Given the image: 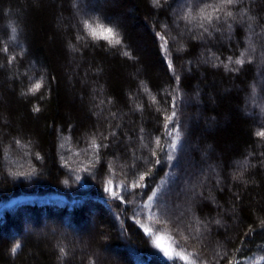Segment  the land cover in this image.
I'll use <instances>...</instances> for the list:
<instances>
[{
    "label": "trees",
    "instance_id": "16d2710c",
    "mask_svg": "<svg viewBox=\"0 0 264 264\" xmlns=\"http://www.w3.org/2000/svg\"><path fill=\"white\" fill-rule=\"evenodd\" d=\"M215 2L0 0V264H70L11 217L41 209L68 253L90 200L130 264H264V0L197 17Z\"/></svg>",
    "mask_w": 264,
    "mask_h": 264
},
{
    "label": "rangeland",
    "instance_id": "374dc122",
    "mask_svg": "<svg viewBox=\"0 0 264 264\" xmlns=\"http://www.w3.org/2000/svg\"><path fill=\"white\" fill-rule=\"evenodd\" d=\"M82 208L86 216L84 221L78 225H74L69 219H66L67 221L65 220V223L68 224L70 229L67 227V229L63 230V233L68 234L71 232L77 244L76 248H72L68 253L66 251L63 260L70 261V264H130L127 257L108 246L107 237L102 233L103 224H100L101 219L104 221L111 212L100 203L92 200L87 201ZM56 214L58 213H55V215ZM45 217L41 209L29 212L24 208H19L11 217V222L16 227H22L23 229L31 227L39 237L42 239L46 237L45 240H48L54 247V250L60 253V248L63 247V245L57 237L56 239L47 237L48 233L53 236L56 229L53 226L45 225ZM83 230L91 232V235H80ZM77 232H79V234H77ZM13 233L14 232H12V234ZM98 233H100L101 236L97 235ZM156 243L160 245V249L169 251V247L163 239L157 238ZM59 253L58 257H60Z\"/></svg>",
    "mask_w": 264,
    "mask_h": 264
},
{
    "label": "snow or ice",
    "instance_id": "6c2138e0",
    "mask_svg": "<svg viewBox=\"0 0 264 264\" xmlns=\"http://www.w3.org/2000/svg\"><path fill=\"white\" fill-rule=\"evenodd\" d=\"M239 2V0H216L215 3H208L206 4L203 8H201L198 13H197V17L199 19L206 20L208 21V23H211L213 18H215L216 20L220 19V16L215 15L218 12L221 11H225L226 16L227 17H231L233 15L232 11H227V8L235 5ZM154 4H159L160 0H153ZM210 9V10H209ZM189 17H191V10H189L188 16L185 17V19H188ZM201 27H203V24L200 25ZM86 28L89 31V34L97 40H105L107 41L109 44L115 46V45H119L121 43V40L119 39V34L117 32H115V30L111 27H107L104 24L101 23H97L95 26H93V24L89 23L86 24ZM161 39H164L163 37H161ZM162 47H164L166 49V42L164 45H162ZM125 55H127V53H125ZM229 63H232L231 58H229ZM235 63L237 64H243L244 60L243 58L238 59L235 61ZM169 67L171 68V64H169ZM42 87V83L37 82L35 83V85L32 87L31 91L33 93L37 92L40 88ZM35 111H39V109H34ZM175 116V113L172 114V117H167L166 119L171 120L173 117ZM258 135H260L261 137H264V131H261L258 133ZM159 141H157L158 143ZM92 146L94 148H99V145H96L95 140L93 139L92 141ZM172 147L174 148L175 145H172ZM141 180L144 179L143 176L140 177ZM109 184H111V181H109ZM136 184H133V187H136ZM110 192H112V188L108 189ZM217 223H219V221H217ZM261 224L264 225V220L261 221ZM146 231H148L146 229ZM149 235H152V233L150 231H148ZM185 239H187L185 237ZM157 247H160L159 244H157ZM20 248V245L17 243L13 248H12V253L13 255H15L17 249ZM162 251H164L165 255H169L168 251L166 249H161ZM60 254L61 257L66 255V252L64 250V248H60ZM177 257L183 261H185V264H197V261L195 259H189L188 256H183L181 255L179 252H177ZM219 255V254H218ZM224 255H227V253H225ZM169 258H171V256H169ZM262 260H264V257H261ZM229 264H232V262L230 261ZM235 264H242L241 260H235Z\"/></svg>",
    "mask_w": 264,
    "mask_h": 264
}]
</instances>
